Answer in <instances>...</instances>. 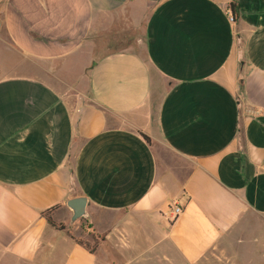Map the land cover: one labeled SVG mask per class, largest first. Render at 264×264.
I'll list each match as a JSON object with an SVG mask.
<instances>
[{
    "label": "crops",
    "instance_id": "crops-1",
    "mask_svg": "<svg viewBox=\"0 0 264 264\" xmlns=\"http://www.w3.org/2000/svg\"><path fill=\"white\" fill-rule=\"evenodd\" d=\"M231 1L0 0V264H264V0Z\"/></svg>",
    "mask_w": 264,
    "mask_h": 264
},
{
    "label": "trees",
    "instance_id": "trees-1",
    "mask_svg": "<svg viewBox=\"0 0 264 264\" xmlns=\"http://www.w3.org/2000/svg\"><path fill=\"white\" fill-rule=\"evenodd\" d=\"M229 11H230V13L233 15V17H234V19H235V17H237V12H238V6H237V3H236V0H232L231 1V3H230V6H229ZM144 137L146 138V140L148 141V142H150L151 140H150V138L147 136V135H144ZM60 205L58 204V205H54V206H52V207H50V208H48L47 210H45L44 212H43V216L53 225V226H55V227H58V228H60V229H64L65 228V225L64 224H57V223H55L54 221H53V219H52V216H51V214H52V212L56 209V208H58ZM72 236V235H71ZM72 238H74V240L77 242V243H79V244H81L82 246H84L86 249H88L90 252H94L95 250H96V248H97V245H98V243H99V238L100 237H98V236H94L93 237V239H94V241L96 242V244H94V246H92V244H90V242L89 241H87V240H85V239H83V238H76V237H73L72 236Z\"/></svg>",
    "mask_w": 264,
    "mask_h": 264
},
{
    "label": "water",
    "instance_id": "water-1",
    "mask_svg": "<svg viewBox=\"0 0 264 264\" xmlns=\"http://www.w3.org/2000/svg\"><path fill=\"white\" fill-rule=\"evenodd\" d=\"M87 204L88 199L86 197H77L67 201L66 205L72 211L73 222L81 218H89Z\"/></svg>",
    "mask_w": 264,
    "mask_h": 264
},
{
    "label": "built area",
    "instance_id": "built-area-1",
    "mask_svg": "<svg viewBox=\"0 0 264 264\" xmlns=\"http://www.w3.org/2000/svg\"><path fill=\"white\" fill-rule=\"evenodd\" d=\"M230 20L234 21V17L232 14H230ZM182 212V208L180 206H176L174 209L175 216H178Z\"/></svg>",
    "mask_w": 264,
    "mask_h": 264
},
{
    "label": "rangeland",
    "instance_id": "rangeland-1",
    "mask_svg": "<svg viewBox=\"0 0 264 264\" xmlns=\"http://www.w3.org/2000/svg\"><path fill=\"white\" fill-rule=\"evenodd\" d=\"M0 53H1V51H0ZM5 59V58H4ZM8 59V58H7ZM2 60H3V56H2V54H0V66L2 65ZM3 64H4V62H3ZM2 67V66H1ZM80 220H77V221H75L74 223H78ZM99 243H100V238H99ZM99 243H98V245H99ZM90 244H92V246H94V244H96V242L94 241V239L92 240V241H90ZM97 245V246H98Z\"/></svg>",
    "mask_w": 264,
    "mask_h": 264
}]
</instances>
